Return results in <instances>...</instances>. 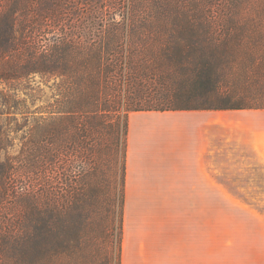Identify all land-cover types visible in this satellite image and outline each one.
Here are the masks:
<instances>
[{
  "label": "trees",
  "instance_id": "1",
  "mask_svg": "<svg viewBox=\"0 0 264 264\" xmlns=\"http://www.w3.org/2000/svg\"><path fill=\"white\" fill-rule=\"evenodd\" d=\"M242 110H264V0H0V264L84 252L118 169L123 208L131 113ZM70 152L93 171L51 192Z\"/></svg>",
  "mask_w": 264,
  "mask_h": 264
},
{
  "label": "crops",
  "instance_id": "2",
  "mask_svg": "<svg viewBox=\"0 0 264 264\" xmlns=\"http://www.w3.org/2000/svg\"><path fill=\"white\" fill-rule=\"evenodd\" d=\"M258 115L248 110L130 114L122 264H210V209L225 205L227 191L225 174L211 168L210 130L257 127ZM231 121L242 125H228Z\"/></svg>",
  "mask_w": 264,
  "mask_h": 264
},
{
  "label": "rangeland",
  "instance_id": "3",
  "mask_svg": "<svg viewBox=\"0 0 264 264\" xmlns=\"http://www.w3.org/2000/svg\"><path fill=\"white\" fill-rule=\"evenodd\" d=\"M47 80V77L35 78L36 86L43 91L39 94L43 101L50 96L44 85ZM248 111L259 114L257 127H211L210 130L211 168L225 174L227 188L225 205L210 209V264H264V110ZM227 124L242 125L232 121ZM27 132L24 129L13 134L16 139L10 154L17 157L19 164L23 160L21 151L28 140ZM48 147L52 148V145L48 144ZM51 163L46 164V181L49 190L60 195L76 188L79 177L92 172L94 166L89 162L82 163L71 152ZM116 180V200H112L114 190L105 189L100 202L95 205L100 207L99 214L94 205L88 206L92 224L84 237L85 251L73 259L63 255L47 264H122L120 226L122 219L124 222V206L121 209L119 169ZM19 185L29 186V182L23 181Z\"/></svg>",
  "mask_w": 264,
  "mask_h": 264
}]
</instances>
